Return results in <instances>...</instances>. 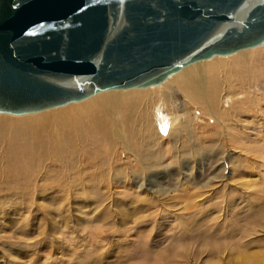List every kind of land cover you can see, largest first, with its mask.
<instances>
[{
  "label": "rangeland",
  "instance_id": "1",
  "mask_svg": "<svg viewBox=\"0 0 264 264\" xmlns=\"http://www.w3.org/2000/svg\"><path fill=\"white\" fill-rule=\"evenodd\" d=\"M244 107L226 123L247 126L252 151H225L219 123L192 110L179 136L144 131L134 116L129 137L114 140L113 166L86 165L83 185H62L59 164L49 161L33 185L1 183L0 264H213L218 249L226 262L223 251L251 231L247 247L264 250V102L255 112ZM48 120L56 129L58 117Z\"/></svg>",
  "mask_w": 264,
  "mask_h": 264
},
{
  "label": "water",
  "instance_id": "2",
  "mask_svg": "<svg viewBox=\"0 0 264 264\" xmlns=\"http://www.w3.org/2000/svg\"><path fill=\"white\" fill-rule=\"evenodd\" d=\"M263 41L264 0H0V111L156 84Z\"/></svg>",
  "mask_w": 264,
  "mask_h": 264
},
{
  "label": "bare ground",
  "instance_id": "3",
  "mask_svg": "<svg viewBox=\"0 0 264 264\" xmlns=\"http://www.w3.org/2000/svg\"><path fill=\"white\" fill-rule=\"evenodd\" d=\"M176 93L183 98L179 102L181 108L173 98ZM261 101L264 102V41L227 54L194 60L156 84L103 89L80 100L31 112L15 114L0 111V176L5 180L1 182V178L0 185L6 182L35 184L44 161L59 164L64 174V179L60 180L62 185H83L86 165L99 169L101 166H113V160L119 155L117 151L112 152L114 140L124 141L129 137L126 129L132 126L131 122L136 120L133 123L140 129L154 130L158 135H161V127L167 126V137L179 136L191 110L194 114L200 113V120L205 118L219 123L225 151L233 148H251L252 151L253 147L245 143L250 136L247 126L234 121L239 130L232 131L226 121L230 120L232 108L239 107L240 112L244 105L243 110L254 111ZM42 110L44 112L37 116L32 115ZM22 114L25 115L14 117ZM50 115L58 117V123L54 122L56 129L51 131L48 128ZM5 122H11L13 128L6 130L2 126ZM213 133L218 134L217 131ZM219 159L225 164L226 155L222 154ZM259 230L264 233V229ZM255 234L256 231H251L242 235L241 241L235 242L237 249L234 251L227 247L223 251L230 257L226 262L221 257L223 252L220 255L218 249L219 256L213 264H264V250L247 247L255 240Z\"/></svg>",
  "mask_w": 264,
  "mask_h": 264
},
{
  "label": "snow or ice",
  "instance_id": "4",
  "mask_svg": "<svg viewBox=\"0 0 264 264\" xmlns=\"http://www.w3.org/2000/svg\"><path fill=\"white\" fill-rule=\"evenodd\" d=\"M41 27H43V25H41ZM161 132H162L163 134H167V126H163V127H161Z\"/></svg>",
  "mask_w": 264,
  "mask_h": 264
}]
</instances>
